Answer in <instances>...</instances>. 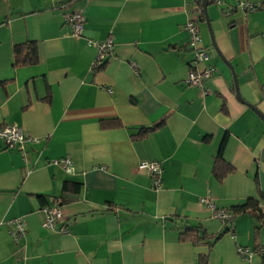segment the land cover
<instances>
[{"label":"crops","instance_id":"obj_1","mask_svg":"<svg viewBox=\"0 0 264 264\" xmlns=\"http://www.w3.org/2000/svg\"><path fill=\"white\" fill-rule=\"evenodd\" d=\"M238 2L208 0L210 37L186 0H0V126L38 139L24 150L0 140V264H199V255L264 264V121L237 99L225 63L241 98L264 115V7ZM71 11L85 17L81 36L63 21ZM195 19L208 53L197 67L215 69L201 86L187 82L184 25ZM108 38L113 52L94 69L86 40ZM28 41L37 62L14 67L13 47ZM224 138L234 171L220 183L212 166ZM64 157L73 171L54 164ZM142 161L159 162V190L137 169ZM66 181L75 193L63 192ZM38 196L62 209L55 230L41 227ZM203 197L227 210L253 199L262 218L222 224ZM15 219L24 231L16 239ZM186 226L200 230L198 244L179 240ZM206 235L219 237L209 247ZM238 246L254 253L244 260Z\"/></svg>","mask_w":264,"mask_h":264},{"label":"built area","instance_id":"obj_2","mask_svg":"<svg viewBox=\"0 0 264 264\" xmlns=\"http://www.w3.org/2000/svg\"><path fill=\"white\" fill-rule=\"evenodd\" d=\"M186 1L187 8L193 6L196 7V12H200L199 7L195 5L192 0ZM237 7L243 11H253L264 6L260 4H250L245 2V0H239V2L237 3ZM63 21L72 35L81 36L85 23V17L81 12H66L63 16ZM184 31L188 34V46L190 47L193 54L192 68L188 71L187 82L191 86H201L205 80L214 75L215 69L211 66H204V68L201 69L197 67L198 65L208 60L207 51L200 46L201 38L199 34L197 19L187 21L184 25ZM86 44L95 50V58L92 67L105 62L108 56L113 52V42L110 38H108L104 42H97L87 39ZM0 140L3 142L6 148L18 150H24L27 143H35L38 141L37 138L26 136L20 127L8 124L0 126ZM54 164H59L68 172L73 171L72 162L68 157L55 160ZM137 169L146 171L150 174L152 189H160L162 168L159 162L142 161L137 164ZM200 201L210 211L212 218L220 221L222 224L228 223L231 220L232 214L229 211L217 206V204L212 199L203 197ZM42 211L44 213V217L41 221V227L44 229L55 230V226L59 222L63 221V211L57 205H53L51 207H43ZM11 224L15 225L17 228L16 234H13L16 239L24 232L22 222L21 220L15 219L11 222ZM58 231L59 233H65V226H59ZM258 251L264 255V248H260ZM236 253L240 258L247 260L250 255L254 253V251L250 248L238 246L236 248Z\"/></svg>","mask_w":264,"mask_h":264},{"label":"trees","instance_id":"obj_3","mask_svg":"<svg viewBox=\"0 0 264 264\" xmlns=\"http://www.w3.org/2000/svg\"><path fill=\"white\" fill-rule=\"evenodd\" d=\"M192 1L195 5H197L199 7V9H200L199 20L203 21L204 15H203L202 10H201V5H200L201 0H192ZM199 20H197V22H199ZM36 62H37V47H36V44L34 42L28 41V42H25L22 44L15 45L13 47V66L14 67L30 66V65L35 64ZM102 64L94 66L93 68L97 69ZM2 86H3V83L0 80V88ZM164 123H165V121H161L152 127L141 128L134 136L142 139L146 135H148L149 133L154 131L155 129L163 126ZM224 145H225V138L223 139V141L221 142V144L219 146V149H218V151L214 157L213 166H212V173L214 175V178L216 179L217 182H220V183L223 181V179L225 178L226 175H228L234 171V167L222 159V153H223ZM77 189H78V184H76V183L66 181L63 184V192L75 193L77 191ZM257 190L259 192V188ZM38 199L40 200L41 206L46 207V203H45L44 199L42 197H39V196H38ZM257 206H258L257 201H255L253 199H248L243 204L236 205V206L232 207L230 210L225 209L232 214V218L228 223H231L233 221L235 215L245 214V213L250 215V216H255L258 219H261L262 216L258 212ZM48 207H51V206H48ZM224 224H227V223H224ZM199 233H200V230L197 227L186 226L184 228V230L182 232H180L179 240L181 242H192V243L198 244L199 240H200ZM203 235L205 237V234H203ZM218 237H219V235L218 236H216V235L207 236L206 235V239L210 240L208 246L210 247L211 242L213 240L217 239ZM263 258H264V255H263ZM205 261H206V256L199 255V264H205Z\"/></svg>","mask_w":264,"mask_h":264},{"label":"water","instance_id":"obj_4","mask_svg":"<svg viewBox=\"0 0 264 264\" xmlns=\"http://www.w3.org/2000/svg\"><path fill=\"white\" fill-rule=\"evenodd\" d=\"M207 4H208V0H201V10H202V13L204 15V20H205V23L207 25V28H208V31H209V34H210V37H211V32H210V28H209V19H208V15H207V11H206V8H207ZM213 42V41H212ZM228 67L230 68L231 72H232V75H233V81H234V90H235V94H236V97L237 99L245 104L247 107H249L251 110H253L263 121H264V115H262L257 109L256 107L250 105L249 103L245 102L241 96H240V92L238 90V85H237V82H236V77H235V74L232 70V68L229 66V64L227 62H225Z\"/></svg>","mask_w":264,"mask_h":264},{"label":"rangeland","instance_id":"obj_5","mask_svg":"<svg viewBox=\"0 0 264 264\" xmlns=\"http://www.w3.org/2000/svg\"><path fill=\"white\" fill-rule=\"evenodd\" d=\"M204 63V62H203Z\"/></svg>","mask_w":264,"mask_h":264}]
</instances>
